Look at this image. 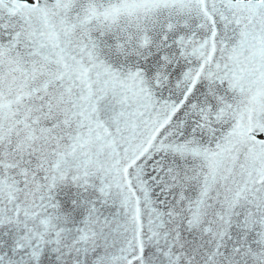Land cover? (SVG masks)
Here are the masks:
<instances>
[{"label": "snow or ice", "instance_id": "obj_1", "mask_svg": "<svg viewBox=\"0 0 264 264\" xmlns=\"http://www.w3.org/2000/svg\"><path fill=\"white\" fill-rule=\"evenodd\" d=\"M0 264H264V0H0Z\"/></svg>", "mask_w": 264, "mask_h": 264}]
</instances>
